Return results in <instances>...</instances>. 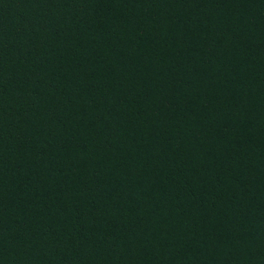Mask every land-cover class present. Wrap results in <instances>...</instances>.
<instances>
[{
  "label": "trees",
  "instance_id": "16d2710c",
  "mask_svg": "<svg viewBox=\"0 0 264 264\" xmlns=\"http://www.w3.org/2000/svg\"><path fill=\"white\" fill-rule=\"evenodd\" d=\"M0 264H264V0H0Z\"/></svg>",
  "mask_w": 264,
  "mask_h": 264
}]
</instances>
